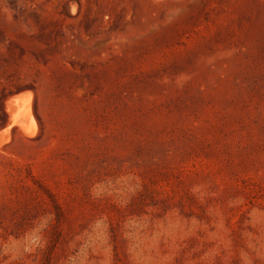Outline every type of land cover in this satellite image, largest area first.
Listing matches in <instances>:
<instances>
[{
  "label": "rangeland",
  "instance_id": "obj_1",
  "mask_svg": "<svg viewBox=\"0 0 264 264\" xmlns=\"http://www.w3.org/2000/svg\"><path fill=\"white\" fill-rule=\"evenodd\" d=\"M68 1L0 0V264H264V0Z\"/></svg>",
  "mask_w": 264,
  "mask_h": 264
},
{
  "label": "bare ground",
  "instance_id": "obj_2",
  "mask_svg": "<svg viewBox=\"0 0 264 264\" xmlns=\"http://www.w3.org/2000/svg\"><path fill=\"white\" fill-rule=\"evenodd\" d=\"M67 11L74 13L76 1L69 0ZM35 91L30 87L15 89L0 99L2 120L0 124V150L11 143L16 137L32 139L41 131V124L34 106Z\"/></svg>",
  "mask_w": 264,
  "mask_h": 264
},
{
  "label": "water",
  "instance_id": "obj_3",
  "mask_svg": "<svg viewBox=\"0 0 264 264\" xmlns=\"http://www.w3.org/2000/svg\"><path fill=\"white\" fill-rule=\"evenodd\" d=\"M3 118V117H2Z\"/></svg>",
  "mask_w": 264,
  "mask_h": 264
}]
</instances>
